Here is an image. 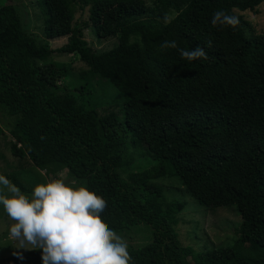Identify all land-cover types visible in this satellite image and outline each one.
<instances>
[{
	"label": "trees",
	"instance_id": "obj_1",
	"mask_svg": "<svg viewBox=\"0 0 264 264\" xmlns=\"http://www.w3.org/2000/svg\"><path fill=\"white\" fill-rule=\"evenodd\" d=\"M263 2L44 0L43 38L0 0V112L12 121L16 169L65 174L87 187L104 199L102 222L116 232L149 225L154 241L129 244L130 264H264V255L247 259L230 247L183 246L176 225L187 204L160 182L179 179L209 209L236 207L239 242L264 247V32L247 37L245 26L253 27L235 13ZM216 11L238 24L212 25ZM89 29L117 46L99 53ZM62 37L67 42L52 48ZM173 40L176 48L164 46ZM196 47L206 60L181 57ZM55 53L84 64L71 83L72 66L55 62ZM101 82L110 88L97 97ZM116 93L123 112L111 110ZM142 159L151 166L145 171ZM3 175L31 192L17 175ZM40 252L0 264H42Z\"/></svg>",
	"mask_w": 264,
	"mask_h": 264
},
{
	"label": "clouds",
	"instance_id": "obj_2",
	"mask_svg": "<svg viewBox=\"0 0 264 264\" xmlns=\"http://www.w3.org/2000/svg\"><path fill=\"white\" fill-rule=\"evenodd\" d=\"M211 24L235 26L238 19L216 11ZM164 46L177 45L173 40ZM180 55L188 61L208 58L200 47L181 49ZM0 207L14 221L8 233L16 241L18 259H23L18 250L38 248L42 264H130L128 242L102 222L104 199L85 186L55 178L25 194L0 174Z\"/></svg>",
	"mask_w": 264,
	"mask_h": 264
},
{
	"label": "rangeland",
	"instance_id": "obj_3",
	"mask_svg": "<svg viewBox=\"0 0 264 264\" xmlns=\"http://www.w3.org/2000/svg\"><path fill=\"white\" fill-rule=\"evenodd\" d=\"M4 2L14 5L24 15V20L27 23V30L30 33L44 38L45 21L48 17V8L44 0H4ZM148 2L151 5L153 4V0H148ZM235 13L242 15L244 20L252 25L253 30L245 26L247 37L252 38L253 33L262 34L264 32V2L256 7L254 11L235 10ZM174 16L175 13L170 14L169 19H172ZM86 38L99 53L108 51L118 44L116 38L105 41L99 40L91 29L86 31ZM66 42V37L50 41L54 49L61 47ZM54 59L55 62L61 64L69 63L72 66L74 72L68 83H71L77 78L79 72L85 68L84 64L80 62L75 55L55 53ZM59 83H61L62 86L65 84L61 81H59ZM108 88H110L109 84L101 82L100 93L97 97H100L101 94H103L102 92ZM115 101L117 108L112 107L111 110L123 112L125 103L124 98L116 93ZM108 109V105L105 106V112ZM119 123L121 122L119 121ZM0 125L6 132L4 135H0V174L12 173L17 175L29 189L47 180L55 179L36 167L24 169L22 170L23 173L21 170H17L15 165L19 159L13 156L10 150L11 137L9 135V130L12 126V121L3 112H0ZM142 163L143 165H141L140 168L144 171L151 167L144 161ZM13 167H15V169ZM62 178L67 182L70 181L65 174H63ZM160 182L167 186L169 185L168 187H170L172 191H170L172 197L187 204L186 211L180 215L179 223L176 225V230L183 246H192L196 250H211L213 245L230 247L236 249L237 252L247 259L264 255V247L252 250L249 243L239 242L238 229L242 219L235 211L236 207H222L216 210L209 209L200 205L194 197L189 195L179 179L170 178L161 180ZM23 193L28 194L26 192ZM12 223H14V221L10 220L6 213L3 212L2 207H0V259L12 256L13 252L17 250L16 241L13 240L8 233V228ZM117 234L122 236L128 242V245L131 244L135 247H142L154 241L153 230L147 224H141L126 232H117ZM30 250L34 249L28 248L18 251L24 253Z\"/></svg>",
	"mask_w": 264,
	"mask_h": 264
}]
</instances>
